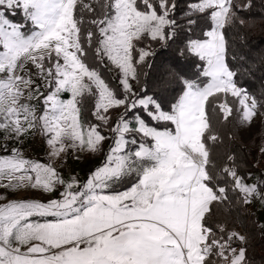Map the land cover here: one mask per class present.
Instances as JSON below:
<instances>
[{
    "label": "snow or ice",
    "instance_id": "obj_1",
    "mask_svg": "<svg viewBox=\"0 0 264 264\" xmlns=\"http://www.w3.org/2000/svg\"><path fill=\"white\" fill-rule=\"evenodd\" d=\"M251 7L187 4L189 26L194 16L208 21L182 50L204 62L206 80L185 79L165 110L142 77L155 54L149 41L178 35L176 0H0V189L51 194H0V264H249L245 237L213 217L225 201L264 204V180L246 183L233 156L216 163L213 119L236 111L250 125L264 114L227 60L225 29ZM20 13L24 22H14ZM101 65L116 71L115 87ZM29 134L44 140L47 162L21 150ZM258 151L264 157V145ZM69 153L101 162L84 181L65 179L58 167Z\"/></svg>",
    "mask_w": 264,
    "mask_h": 264
},
{
    "label": "trees",
    "instance_id": "obj_2",
    "mask_svg": "<svg viewBox=\"0 0 264 264\" xmlns=\"http://www.w3.org/2000/svg\"><path fill=\"white\" fill-rule=\"evenodd\" d=\"M176 2L178 3L176 18L180 24L177 30L178 35L166 45L149 41L151 50L155 54L147 58L151 67L144 69L147 76L142 77L148 93L158 97L163 102L165 110H168L170 104L182 94L185 79L197 83L206 80L202 75L204 62L191 53H183L182 50L189 38H201V30L207 28L208 21L203 17L194 16L193 19L197 22L189 26L185 20L186 7L188 3L197 2V0H176ZM245 2L246 0H236L238 4ZM251 3V8L238 10L239 19H244L245 23L241 24L237 19L233 25L225 29L228 42L227 60L230 67L237 72L235 78L237 84L258 99L264 100L262 95L264 94V0H251ZM11 18L16 23L24 22L19 14ZM108 82L115 87L113 82ZM227 99L234 107V98L229 96ZM233 116L229 117L228 121H224L222 115L218 113L213 119L219 140H225L220 147L223 155L220 153L215 158L216 163L231 165L232 162L228 161L227 157L233 156L237 171L245 177V182H259L258 178L264 177L261 175L264 173V165L258 167L256 165L258 157L255 156L256 154L251 155V149H255L258 142L252 139L248 144H242L237 140L232 129ZM163 126L162 124L161 127ZM263 135L264 124L257 137ZM260 160L264 163V157L260 156ZM132 179L134 178L120 183L116 189L125 190L130 186ZM216 211L217 214L213 220L223 223L228 230L245 237L244 247L249 264H264V227H262L264 220L259 219L257 214L251 211L250 203L244 204L238 199L229 200L219 205ZM236 243L239 244V241Z\"/></svg>",
    "mask_w": 264,
    "mask_h": 264
},
{
    "label": "rangeland",
    "instance_id": "obj_3",
    "mask_svg": "<svg viewBox=\"0 0 264 264\" xmlns=\"http://www.w3.org/2000/svg\"><path fill=\"white\" fill-rule=\"evenodd\" d=\"M19 16L23 18V14L20 13ZM24 19V18H23ZM88 63L93 64L92 60V54L89 53L88 56ZM107 63V61H105ZM206 66V65H205ZM98 70L101 72L103 77L105 79H108V81L113 82V84L116 86V71H109L108 68L104 66H100ZM64 98H67V94ZM235 108L237 107L236 104L234 106ZM122 111L121 110H112V115L113 117H116L118 113ZM264 116L262 115H257L252 123L249 124H244L240 119H239V113L235 111V116L232 118V129L233 132L235 133V137L237 140L242 143H249L252 139L255 142H258V145L255 146V149H251V155L256 154L255 156L258 157L256 165L258 167H261L264 165L263 162L260 160V154H259V147L261 145H264V141L262 143V140H264V135L262 137H257V134L262 128V125L264 124ZM169 127H174L172 125H168ZM225 126V125H224ZM223 128V126L221 125ZM3 136V133H0V137ZM263 138V139H262ZM225 140L221 139L219 142H217L216 145L213 146L214 149V157L216 158L218 155H223V151L221 150L220 147H222L223 143ZM0 143H5L2 139H0ZM9 144V147H11V142H7ZM111 141H105L104 142V149L107 150L109 144ZM21 147V150L24 152L25 156L32 158V159H38L41 162H47V155H46V145L44 143V140L40 136H32V134H29V137L25 140L24 144ZM8 153L0 151V155H7ZM81 159H75L71 153L68 154V156L63 160L62 163H60L58 167V171L64 176L65 179H68L71 175H76L80 181H84L88 174L90 173L91 170L95 169L97 165L100 164L101 162V155H92L89 153H80ZM264 180V177L258 178V181ZM246 183H253V182H246ZM117 184L115 187L119 186ZM0 194L6 195L7 199H15V200H20V199H38L41 200L42 202H46L48 198H50L51 194H45L41 192H37L34 190H17V192L12 195L8 194L5 192V190L0 189ZM51 198H55L52 196ZM7 202L6 200H0V203H5ZM250 209L251 211L255 212L259 219L264 220V204H262L259 200H254L252 203H250Z\"/></svg>",
    "mask_w": 264,
    "mask_h": 264
}]
</instances>
